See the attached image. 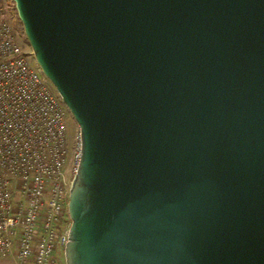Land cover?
Instances as JSON below:
<instances>
[{
  "label": "water",
  "instance_id": "obj_1",
  "mask_svg": "<svg viewBox=\"0 0 264 264\" xmlns=\"http://www.w3.org/2000/svg\"><path fill=\"white\" fill-rule=\"evenodd\" d=\"M77 124L65 264H264V0H12Z\"/></svg>",
  "mask_w": 264,
  "mask_h": 264
},
{
  "label": "built area",
  "instance_id": "obj_2",
  "mask_svg": "<svg viewBox=\"0 0 264 264\" xmlns=\"http://www.w3.org/2000/svg\"><path fill=\"white\" fill-rule=\"evenodd\" d=\"M14 4L0 0V259L60 264L69 190L81 157L61 96L18 39Z\"/></svg>",
  "mask_w": 264,
  "mask_h": 264
},
{
  "label": "rangeland",
  "instance_id": "obj_3",
  "mask_svg": "<svg viewBox=\"0 0 264 264\" xmlns=\"http://www.w3.org/2000/svg\"><path fill=\"white\" fill-rule=\"evenodd\" d=\"M5 1L8 2V3L11 2L12 4H14L12 2V0H5ZM17 36H18V39L21 42L23 48H25V49L30 48L29 45H28L27 40L25 39L22 25L18 27ZM67 130H68L69 142L72 143L75 135L79 132V128H78L77 124L74 122V120H73V118L71 116L68 118V121H67ZM59 260H60V264H65L64 255H60Z\"/></svg>",
  "mask_w": 264,
  "mask_h": 264
},
{
  "label": "crops",
  "instance_id": "obj_4",
  "mask_svg": "<svg viewBox=\"0 0 264 264\" xmlns=\"http://www.w3.org/2000/svg\"><path fill=\"white\" fill-rule=\"evenodd\" d=\"M0 264H13V262L8 259H0Z\"/></svg>",
  "mask_w": 264,
  "mask_h": 264
}]
</instances>
